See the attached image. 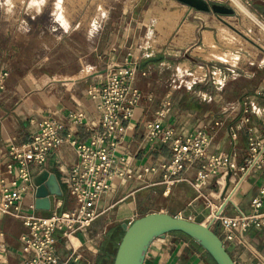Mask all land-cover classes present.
Instances as JSON below:
<instances>
[{
    "label": "crops",
    "instance_id": "0c3cea01",
    "mask_svg": "<svg viewBox=\"0 0 264 264\" xmlns=\"http://www.w3.org/2000/svg\"><path fill=\"white\" fill-rule=\"evenodd\" d=\"M145 1L136 0L130 7H122L116 17L99 25L88 36L76 30L46 35L44 41H39L43 53L33 54L30 59L19 58L10 48L19 43L4 40L0 70L8 74L0 89V177L6 180L13 177L4 172L6 153L11 146L26 143L44 118L61 123L64 135L87 141L100 117L91 90L108 67L135 63L132 83L140 97L133 116L115 135L114 152V168L129 176L114 177L110 190L97 199L98 216L89 226L75 230L69 237L60 230L54 231L57 264H113L125 227L151 212H166L209 225L236 264H264L263 229H250L243 237L230 241L226 239V229L218 221H212V214L226 197L230 198L223 215L250 211L249 201L264 182V166L251 172L237 187L238 174L222 171L195 189L193 181L204 161L199 159L184 167L180 181L166 186L162 168L172 152L166 144L149 140L146 130V125L155 118V111L169 99L171 106L163 120L164 126L180 136L202 130L209 138L207 154L229 155L242 165L249 138L264 139V62H243L234 68V73L221 75V82L214 76L207 79L206 74L200 79L191 78L189 64L197 63L191 56L196 49L190 37L191 22L176 23L168 34L166 11L151 12V5L165 0H147L143 4ZM172 8L168 13H176L177 20L182 10ZM158 24L161 26L157 27ZM185 24H190L187 35L178 29ZM204 32L209 30L195 34L202 42ZM205 47L207 53L208 46ZM183 52H189L187 57L180 55ZM11 57L13 61L9 60ZM211 60L200 59L207 72ZM72 112L83 113L81 125L76 126L69 118ZM120 157L126 161L119 162ZM76 161L74 147L63 142L41 165H31V181L23 183L21 208L28 210V205L33 203L31 212L43 217L72 209L76 201L69 193L64 175ZM151 166L155 167L154 171H144ZM43 170L55 175L60 189V194L48 195L47 210L35 206L37 186L33 177ZM26 232L28 228L21 218L0 215V264H21L20 237ZM143 264L216 262L187 234L169 231L152 240Z\"/></svg>",
    "mask_w": 264,
    "mask_h": 264
},
{
    "label": "built area",
    "instance_id": "2783aa9c",
    "mask_svg": "<svg viewBox=\"0 0 264 264\" xmlns=\"http://www.w3.org/2000/svg\"><path fill=\"white\" fill-rule=\"evenodd\" d=\"M135 71V63L131 62L108 67L91 90L90 96L96 101L100 117L87 141L64 135V126L47 117L26 143L11 146L6 153L4 172L13 177L9 180L0 177V215L19 217L28 228V232L20 237L23 252L21 264H57L54 231L60 230L63 236L69 237L75 230L89 226L98 216L95 208L97 199L110 190L114 177L126 175L124 171L114 168L115 135L125 128V123L133 116L140 97L132 83ZM7 74L6 70H0V89L4 87ZM170 106V100H164L155 111V118L146 125L148 139L166 144L172 152L162 168L166 186L180 181L184 167L199 159L204 161L193 181L195 189L222 171L238 174L237 187L251 172L264 166V139L249 138L245 161L238 165L229 155L207 154L209 138L202 130L180 136L172 128L164 126L162 123ZM83 117L82 112L69 114L76 126L83 123ZM63 142L72 145L77 154L76 163L65 170L64 175L69 193L75 198V206L44 217L31 212L33 203L28 205V210H23L20 204L25 191L23 183L31 181V165H41L49 153ZM118 161L124 163L126 158L120 157ZM154 170V166L144 169ZM249 208V212L237 211L233 216L213 213L212 221H218L226 229V239L230 241L243 237L250 229L264 230V182L258 194L250 199Z\"/></svg>",
    "mask_w": 264,
    "mask_h": 264
},
{
    "label": "rangeland",
    "instance_id": "374dc122",
    "mask_svg": "<svg viewBox=\"0 0 264 264\" xmlns=\"http://www.w3.org/2000/svg\"><path fill=\"white\" fill-rule=\"evenodd\" d=\"M135 1L136 0H0V49H4L3 44L5 39H8V41L12 39L15 43L19 44L10 48L15 50V53H18L19 58L30 59L33 54L43 53L41 49L43 46H40L39 41H44L45 37H47L46 35L53 34L56 36L73 30L86 31V33L90 30L89 32L91 33L99 28V25L108 22L112 17H116L119 13L118 11H120L122 7H130ZM203 1L209 6L208 11L196 10L177 0H165L158 4L151 5V12L157 10L158 13L161 11L170 12L171 9H173L172 7H176L182 10L181 15L178 16L179 18L176 16L177 24L191 22L193 27L191 31L193 34L190 32V37H192L193 45L196 47V49L192 50L191 56L197 60V63H188L189 66H191L190 69H188V72L191 73L190 77L200 79L206 74L205 77L207 79L214 76L217 82H221L222 76L227 77L228 74L234 73V68L243 62L263 63L264 40L261 39L260 32L264 31V1L239 0L242 5L254 15L256 20H253V18L248 15L242 16L236 9L233 0ZM143 4H147V0ZM212 5L228 7L232 9V13L213 11ZM183 9H188L192 12L191 14H187ZM67 23H69V25H67ZM160 26L161 24L157 25V27ZM218 26L233 30L242 38L243 43L236 42L235 48L233 47L232 49L226 47L224 44L222 45L218 37ZM206 28L209 30L212 41L219 49L232 50L231 52L237 55L236 63L233 66L212 59L208 64L209 72L205 71L200 59L205 58L204 54L207 48L202 44L203 42L201 39H197L195 34L200 33L201 30ZM188 54L189 52L180 53V55L184 57H187ZM17 59L18 57H16V60ZM9 60L13 61L14 58L11 57ZM199 66H201L200 69H198Z\"/></svg>",
    "mask_w": 264,
    "mask_h": 264
},
{
    "label": "water",
    "instance_id": "95a60500",
    "mask_svg": "<svg viewBox=\"0 0 264 264\" xmlns=\"http://www.w3.org/2000/svg\"><path fill=\"white\" fill-rule=\"evenodd\" d=\"M191 8L208 11L209 6L203 0H177ZM212 10L220 13H232V9L222 5H212ZM33 182L37 186L35 206L49 209V194H60L54 174L41 171ZM230 197H226L216 214H220ZM169 231H181L194 239L213 258L216 264H236L225 249L221 239L209 225L201 224L181 216L166 212H151L134 219L125 227L118 244L113 264H143L145 253L157 237Z\"/></svg>",
    "mask_w": 264,
    "mask_h": 264
},
{
    "label": "bare ground",
    "instance_id": "6f19581e",
    "mask_svg": "<svg viewBox=\"0 0 264 264\" xmlns=\"http://www.w3.org/2000/svg\"><path fill=\"white\" fill-rule=\"evenodd\" d=\"M234 4H235V7L236 9L243 15H248L250 17L253 18V20H256V18L254 17L253 14H251L243 5L242 3L239 1V0H233ZM181 5V4H180ZM232 5V4H231ZM163 6V5H162ZM161 7V6H160ZM80 8V7H79ZM155 8V7H154ZM168 9V8H167ZM153 10V9H152ZM157 11V10H155ZM158 12V11H157ZM176 12V11H175ZM161 13V12H160ZM76 15V14H75ZM157 15V14H156ZM165 15V18L167 19L166 21L169 22V29H168V34L169 32L176 26V18H175V14L173 13H168L167 11L164 13ZM178 15V14H177ZM206 15V14H205ZM162 16V15H160ZM178 17V16H177ZM245 17V16H244ZM159 18V16H158ZM163 18V17H161ZM160 18V19H161ZM179 18V17H178ZM245 21V20H244ZM249 21V20H248ZM81 22V21H80ZM247 22V21H246ZM78 23V22H77ZM221 23V22H220ZM81 24V23H80ZM207 24V23H206ZM215 24V23H214ZM67 25H69V23H67ZM82 25V24H81ZM167 25V24H166ZM79 26V24H78ZM84 26V25H82ZM190 27V24L186 26H183V28H178L181 32H183L185 35H187L189 33V27ZM216 26V25H215ZM193 28V27H192ZM191 27L190 29L193 30ZM90 31V30H89ZM88 31V32H89ZM215 31V30H214ZM86 32V31H85ZM88 32H87V36H88ZM162 32V31H161ZM192 33V31H190ZM90 33V32H89ZM166 33V32H165ZM183 34V36H185ZM193 34V33H192ZM181 37V36H180ZM218 37H219V40L221 42V44L225 45L226 47H229V48H235V43L236 42H240V43H243L242 42V38H240V36L238 34H236L233 30L227 28V27H223V26H218ZM260 37L261 39L264 40V31L260 32ZM160 38V37H159ZM158 38V39H159ZM183 38V37H182ZM160 40V39H159ZM161 41V40H160ZM203 42L205 45L208 46V51L207 53L204 54L205 58L207 59H215V60H218V61H221L223 63H228V64H232L234 65L236 63V60H237V55L232 53L231 51L232 50H221L217 47V45L212 41L210 35L208 32H204L203 34ZM238 44V43H237ZM236 50V49H235ZM198 54V53H196ZM199 55V54H198ZM203 55V54H202ZM181 65V64H180ZM200 69V67L198 68ZM230 195V194H229ZM228 195V196H229Z\"/></svg>",
    "mask_w": 264,
    "mask_h": 264
}]
</instances>
